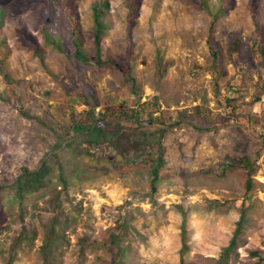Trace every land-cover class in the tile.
<instances>
[{
    "label": "rangeland",
    "instance_id": "374dc122",
    "mask_svg": "<svg viewBox=\"0 0 264 264\" xmlns=\"http://www.w3.org/2000/svg\"><path fill=\"white\" fill-rule=\"evenodd\" d=\"M73 31L90 62L76 58ZM94 119L117 146L85 140L78 126ZM154 129L156 189L142 139ZM43 162L52 183L14 199L23 169ZM9 260L264 264V0H0V264Z\"/></svg>",
    "mask_w": 264,
    "mask_h": 264
},
{
    "label": "trees",
    "instance_id": "16d2710c",
    "mask_svg": "<svg viewBox=\"0 0 264 264\" xmlns=\"http://www.w3.org/2000/svg\"><path fill=\"white\" fill-rule=\"evenodd\" d=\"M94 15H95V31H94V37L95 42L98 50L101 48V39L103 36V29L104 24L101 20V13L96 8L94 9ZM48 42H50V38L47 34V29H45ZM76 32L73 31L71 35V41L75 47V56L79 60H82L84 62H90L91 58L89 55L85 54L82 50L81 44L79 41L76 40ZM239 38L235 41H232L231 44H233V47L237 48ZM37 46V45H36ZM211 52L214 54L216 59L218 58V49L211 43ZM58 48L62 50V46L58 45ZM36 53L41 56L42 62L44 63V59L42 57V52L40 50L36 49ZM96 62L98 63H104L102 60V57L100 53L97 54ZM78 128L82 129V131H85V140L89 142L90 144H102L104 142H109L113 146H117L118 142L121 141L120 135L118 133L114 132L113 130L105 127L102 123H100L98 120H93L92 122L88 124H80ZM158 129L154 130H144L142 132V136L145 138H142L144 141V146L148 147L147 153L153 156L154 161V168L152 170L154 174V181L152 182L153 189H156V183L159 175V170L164 165L163 161V150H162V134L160 136H157ZM152 141H158L159 143V149H155L151 144ZM53 167L52 165L43 162L40 167L37 169L31 170L29 168H24L23 172L20 174V176L15 181V197L14 199H20L25 197L27 194L36 192L41 190L42 188L47 187L52 183V178L50 176V173L52 171ZM60 179H63V176L61 174ZM187 216L184 217L183 221V233L186 234L187 228H186V219ZM243 230V217H241L240 221L238 222V226L234 232V236L230 241V244L225 248L224 254L222 258L226 257V255L233 250L237 244H238V238ZM185 236V235H184ZM8 264H11V260H9Z\"/></svg>",
    "mask_w": 264,
    "mask_h": 264
}]
</instances>
